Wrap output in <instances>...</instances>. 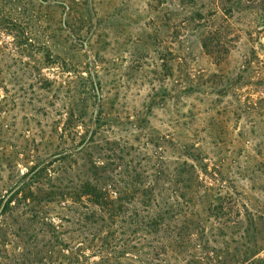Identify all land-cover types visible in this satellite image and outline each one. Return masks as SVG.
Wrapping results in <instances>:
<instances>
[{
	"label": "rangeland",
	"instance_id": "1",
	"mask_svg": "<svg viewBox=\"0 0 264 264\" xmlns=\"http://www.w3.org/2000/svg\"><path fill=\"white\" fill-rule=\"evenodd\" d=\"M45 6L49 56L22 54L0 33L11 53L0 90V264L149 261L153 237L134 218L118 223L115 252L104 254L93 187L151 198L154 212L155 195L180 205L170 225L183 248L170 240L180 254L155 264H264V0ZM189 153L213 188L193 196L192 215L190 193L168 191ZM210 194L232 207L213 216Z\"/></svg>",
	"mask_w": 264,
	"mask_h": 264
},
{
	"label": "trees",
	"instance_id": "2",
	"mask_svg": "<svg viewBox=\"0 0 264 264\" xmlns=\"http://www.w3.org/2000/svg\"><path fill=\"white\" fill-rule=\"evenodd\" d=\"M38 1L39 0H0V33L7 36L10 35L15 41V47L17 48V51L22 52V54H27L29 56L38 55L43 52L42 50L45 49L49 52V54H47V56H49L51 53L49 40H44V38L39 35V32L43 28L42 25L46 23V21L43 22L42 18L40 19L39 14L41 13V8L46 7L45 5L48 0H44L40 3ZM212 35L213 33L207 36L203 42V49L209 54L214 52V48L212 47L211 43V40L213 39H210ZM10 54L11 53H9L8 46L1 44L0 78L3 79V81L0 83V90L4 94L7 93L5 81L6 69H8L5 66L10 58ZM35 78H37V80L39 79L38 76ZM1 102L0 107L2 104ZM190 149L196 151V147L194 146H192ZM194 158L196 157L191 153L186 156V161L178 166L177 170L181 179H178L174 184L169 185L168 188V191L171 192V190H173V193L176 191H186L187 193H190L191 197L185 201V205L188 210L186 211V214L189 213L190 215L194 213L193 209H196L197 206L194 203L193 198L201 191L206 193L213 191L211 186L204 185L202 179L199 176V170H202V167L200 165H194V163H189L190 161L197 162V160H199ZM197 168L199 169L197 170ZM153 190L155 189L152 188V191ZM89 195L91 196L92 204L94 206L101 207L103 213H105V217L101 221L102 223H107L106 225L102 224L103 230L105 229L107 232L103 237V246L106 248V250H109L105 251L104 254L115 252V248L119 243L117 239L119 236L118 223L120 222L123 225L128 223V221H132L131 219L133 218L136 221L130 223H135V226H144L143 230H140L147 236H151V238L153 237L152 241L155 243L154 245L149 246L150 251L146 253V256L150 262L146 261L144 262L145 264H155V262L161 260V257H171V255L180 254L174 251V247H172V241L175 239V246L177 248H183L179 240L181 231L177 232V229L170 225L171 222L174 221L175 217L180 216L176 212H179V210L183 211L179 209L180 205L177 204V202L172 203L169 201V199H166L165 201L164 199H161V202H159V199H156L159 195H155V198L153 199L155 207L154 212L151 209V198L150 201L148 200L142 202V200L136 199L135 194L125 193L126 198H124L122 194L116 190L99 192L97 191L96 187H93ZM213 195L214 194H210V199L206 203L208 206L207 210L213 214V216L218 217L220 214H223L224 211L232 207L233 199L224 197L217 199L213 197ZM142 196L145 198L144 195ZM180 199L182 200L183 197H180ZM134 200H137L136 203L139 204V206L133 205ZM132 206L134 207V210L130 211V207ZM138 207L144 210L142 211ZM95 217L96 216L94 215L93 218ZM185 231L186 233L184 234L186 238L190 240L193 239L196 234L193 233L191 228H186ZM136 233H138L137 230L135 231V234ZM123 245L126 246V243ZM134 249L136 250V248ZM110 260L111 259L108 257L102 258L101 264H107ZM140 264H142V262H140Z\"/></svg>",
	"mask_w": 264,
	"mask_h": 264
}]
</instances>
